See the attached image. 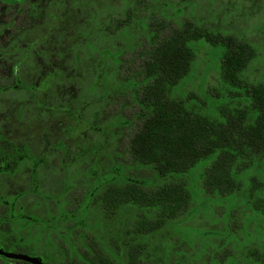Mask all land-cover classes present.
I'll list each match as a JSON object with an SVG mask.
<instances>
[{
	"label": "rangeland",
	"instance_id": "rangeland-1",
	"mask_svg": "<svg viewBox=\"0 0 264 264\" xmlns=\"http://www.w3.org/2000/svg\"><path fill=\"white\" fill-rule=\"evenodd\" d=\"M21 8L22 11L16 12L0 4V33L1 30L3 33L0 49L5 39L13 40L0 51L2 60L9 62H0V85L13 83L12 87L0 90V102L8 99L2 103L8 104L0 109V120L6 119L11 134L20 129L35 150L46 136L64 146L67 141L64 136L68 135L71 150L85 152L81 153L82 160L71 162L72 189L75 181L92 188L101 181V173L117 165L121 171L127 167L130 174L145 182L146 188L183 180L192 194L184 214L178 222L147 238V243L158 247L161 256L176 248L182 251V260L186 255L187 261L192 259L194 264H212L213 256L219 253L222 258L225 251L234 254V259L242 261L246 257L247 262L251 261L247 258L248 250L264 246V214L253 205L256 197L261 198V203L264 199L262 162L240 174L243 186L239 192L226 196L218 192L209 194L205 191L203 174L213 157L201 161L184 176L167 177L154 166L135 161L129 152V142L142 125L138 82L142 84L143 64L150 47L187 20L207 27L216 35L246 39L254 45L257 55L240 73L245 84L235 85L222 76L224 45L201 39L193 44L192 71L172 90V96L186 100L200 114L221 122L225 121L223 111L249 106L247 87L264 83V0H28ZM128 14L130 23L123 21ZM21 33L23 41L34 45L24 42L23 49L18 47ZM34 50L39 51L35 55H39L36 65ZM53 66L58 69L51 70ZM37 84L42 89L39 91L42 98L33 107L26 98L34 93ZM53 87L59 90L52 95ZM18 104L21 114L16 110ZM18 119H23L21 125H17ZM251 176L261 184L260 195L253 197ZM54 180L51 177L43 181L48 184ZM18 197L0 194V200L9 204L17 202ZM23 201L32 206L42 200L36 194L24 193ZM45 201L55 202L52 198ZM134 212L140 210L135 208ZM55 213H64L63 207ZM23 214L31 215L30 220L24 219V226L38 229L32 236L35 244L25 249L16 240L7 245L8 250L59 264L64 253H59L55 244H62V233L53 240L49 234L55 228L63 232L65 223L69 226L80 222V216L70 214L60 219L45 215L41 209ZM84 217L81 221L84 227L73 231V241L78 245L82 244L78 237L83 228L89 230L88 234L112 229L101 223L102 215L90 209ZM59 220L61 224H57ZM65 250L73 254L71 248ZM190 253L202 256L195 258ZM0 264L21 263L0 260Z\"/></svg>",
	"mask_w": 264,
	"mask_h": 264
},
{
	"label": "trees",
	"instance_id": "trees-1",
	"mask_svg": "<svg viewBox=\"0 0 264 264\" xmlns=\"http://www.w3.org/2000/svg\"><path fill=\"white\" fill-rule=\"evenodd\" d=\"M124 21L130 23L131 14ZM201 39L224 45L223 78L235 85L245 84L240 73L256 57L254 45L246 39L216 35L192 20L185 21L152 45L144 61L143 85L137 98L142 125L131 137L129 152L135 161L152 165L167 177L184 176L201 161L213 157L203 174L205 191L226 196L240 191L243 186L240 174L244 170L258 166L259 162L264 164V83L248 86L249 106L233 112L223 111L224 122L202 115L186 100L173 97L172 90L192 71L193 44ZM250 178L253 197L259 194L261 184L256 177ZM136 183L130 197L120 188L118 200L120 209L123 204L132 203L140 210L135 214L132 228L121 218L117 221L104 215L101 223L112 229L93 230L86 236L83 232L89 230L83 228L78 237L82 244L78 245L73 241V231L84 227V223L77 221L69 226L65 223L73 254H63L59 264H194L192 259L187 261L186 255L182 260V251L173 246L170 253L161 256L158 247L147 243V238L178 222L184 214L192 198L188 184L174 180L146 188L142 180L137 179ZM260 199L256 197L253 205L264 214V199L263 203ZM105 200V210L101 209L100 215L115 206L109 198ZM190 255L195 257L193 253ZM218 256L219 253L213 256L212 264H264V246L248 250L249 262L246 257L242 261L234 259L235 255L229 251H225L222 258Z\"/></svg>",
	"mask_w": 264,
	"mask_h": 264
},
{
	"label": "flooded vegetation",
	"instance_id": "flooded-vegetation-1",
	"mask_svg": "<svg viewBox=\"0 0 264 264\" xmlns=\"http://www.w3.org/2000/svg\"><path fill=\"white\" fill-rule=\"evenodd\" d=\"M27 1L28 0H0V4H2L3 7H6L7 10L12 9L18 12L22 11L21 6ZM0 34L2 37V30ZM21 34L22 38H19L21 42H19L18 47L23 49L27 43L34 45L33 42L31 43L26 40L23 41V33ZM9 41L13 40L5 39L4 43H6L5 45H2L0 51L5 48ZM38 52L39 51L35 50L33 52L35 65L39 62V57H37L39 55L35 56ZM1 61L3 63H9L2 60V52H0V62ZM20 62H22V60H20ZM10 64L13 67L15 65L14 60ZM55 69L58 68L53 66L51 70ZM138 83L139 90L137 96H139L143 81L142 84L140 82ZM12 84H7L4 87L0 85V90L12 87ZM41 90L39 84L34 85V93L26 98V100L32 101L31 105L33 107L38 106V103H40V98H42V96L39 91ZM52 90L53 95L54 90H59V88L56 87ZM6 101H8V99L4 102ZM23 101L25 100L23 99ZM2 103L0 102V109L8 104L3 105ZM53 108L57 109L55 107ZM16 110L18 111V114H21L19 104L18 107H16ZM16 122L18 123L17 125H21L23 119H18ZM19 133L20 129L17 134H11V131L7 129L6 119L0 120V194L4 195L11 193L19 195L17 202H12L11 204L7 201L0 200V249L9 251L7 245L16 242V240L22 247H25V249H31L34 246L35 240L32 239V236H34L38 229L35 226H24V219H29L31 215H24L23 212L34 214L41 209L45 211V215H49V217L63 219L71 214L72 216L79 215L81 221H83L88 209L94 211L96 214L101 213V209L105 210V197L112 200L115 203V206L113 205L112 208H107L106 212L101 215H105L106 217L117 221L121 218L127 223L129 229L132 228L136 214L134 209L136 207L132 205V203L123 204L121 209L118 207L119 189L121 188L124 191H127L130 197L137 184V178L129 173L127 167H125V170L121 171L120 167L117 165L116 167H112L110 170L101 173V181L90 189H87L86 185L77 183L76 181L74 182L75 188L72 189L73 186L70 184L71 162L77 159L82 160L83 156L81 153H84L85 155V152H73L70 147L68 135L64 136L67 139V141L64 142V146H60L58 140L49 139L48 136H46V140L41 141V143L37 145V150H35L32 147L31 142ZM114 157L115 156H107L106 158L114 159ZM51 177L55 178V180L48 184L43 181L46 178L50 179ZM66 180L67 183H64ZM142 185L145 187V183ZM24 193L26 195L29 193L36 194L42 201L35 202L32 206H26V201H23ZM49 198H52L55 202L50 204L48 201H45V199ZM60 207H63L64 213H55L57 208ZM32 210H35V212ZM57 224H61L60 220ZM60 233H62V244H60V246L55 244V249L57 251L60 250L59 253L62 252L68 254V251L65 250L67 247L70 248L67 228L64 227L63 232H59V229L56 230L55 228L49 235L53 240V237H55L56 234L60 235ZM83 234L86 236L88 235L87 232H83ZM71 235L72 234H70V237ZM0 260H13L23 264L21 262L22 260L8 258L4 255H0Z\"/></svg>",
	"mask_w": 264,
	"mask_h": 264
},
{
	"label": "water",
	"instance_id": "water-1",
	"mask_svg": "<svg viewBox=\"0 0 264 264\" xmlns=\"http://www.w3.org/2000/svg\"><path fill=\"white\" fill-rule=\"evenodd\" d=\"M0 255H4L8 258L28 261L32 264H48L44 262L43 258L41 256H32L26 253H16V252H9L4 249H0Z\"/></svg>",
	"mask_w": 264,
	"mask_h": 264
}]
</instances>
